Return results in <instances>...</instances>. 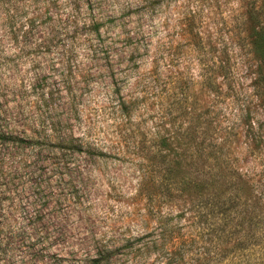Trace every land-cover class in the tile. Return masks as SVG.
Here are the masks:
<instances>
[{
  "label": "rangeland",
  "instance_id": "374dc122",
  "mask_svg": "<svg viewBox=\"0 0 264 264\" xmlns=\"http://www.w3.org/2000/svg\"><path fill=\"white\" fill-rule=\"evenodd\" d=\"M254 29L264 0H0V127H73L108 155L86 182L65 263L159 228L156 249L120 242L114 264H216L246 235L262 239ZM11 160L0 164V264H54L46 221L35 246L18 235Z\"/></svg>",
  "mask_w": 264,
  "mask_h": 264
},
{
  "label": "trees",
  "instance_id": "16d2710c",
  "mask_svg": "<svg viewBox=\"0 0 264 264\" xmlns=\"http://www.w3.org/2000/svg\"><path fill=\"white\" fill-rule=\"evenodd\" d=\"M252 39L263 51L264 58V30L254 29ZM48 131L53 132V135H42L24 127H18L17 132L9 130V127H0V164L16 160L18 235L28 234L27 244L35 246L32 236L46 228L41 225L46 221L52 232L49 246L60 248L58 253L51 255L53 263L68 264L65 263L66 257L59 252L69 244L73 217L84 204L86 182L92 178L91 171L103 163L108 155L88 138L73 135V127L67 128L66 134L58 133L56 127ZM257 204H252V210L264 220V209L256 207ZM165 234L166 230L159 228V233L151 232L137 240L121 239L112 242L113 247L105 246L102 251L97 250L94 255L84 257L82 262L114 264L113 256L120 248H129L145 239L141 247L147 251L154 250L160 244L157 241L163 239ZM245 237L243 243L232 248L225 257L219 258L216 264H264V236L259 240H256L254 234L250 239L247 235ZM120 242H123V246L119 248L117 244ZM182 246L180 254L175 256L179 263L186 252L185 242H182ZM68 256L75 260L71 255Z\"/></svg>",
  "mask_w": 264,
  "mask_h": 264
}]
</instances>
